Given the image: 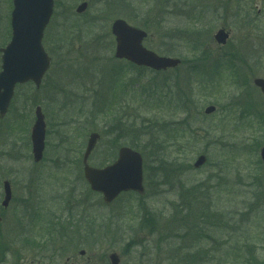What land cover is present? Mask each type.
<instances>
[{
    "label": "rangeland",
    "instance_id": "1",
    "mask_svg": "<svg viewBox=\"0 0 264 264\" xmlns=\"http://www.w3.org/2000/svg\"><path fill=\"white\" fill-rule=\"evenodd\" d=\"M59 1L62 6L56 4L57 10L44 38L46 50L52 57L50 71L41 88L33 84L34 90L27 86L17 89V99L6 116L0 118V264H65L68 256L71 262L75 259L74 264H111L109 254L112 252L118 253L120 264H184L182 257L187 252L178 249V239L171 247L159 251L154 243L157 233L136 227L137 236L146 247L130 244L131 241L126 240L130 236L126 224L122 230L125 238L115 241L109 234L100 235L102 230H94L88 242H79L77 238L58 242L57 248L70 249V252L56 263L54 257L46 254L30 250L16 253L23 249L24 225L21 224L26 216H23L25 207L20 204L22 198H29L40 207L52 205L53 208L67 198L83 201L91 208L93 216L100 219L120 210L127 214V222L135 212L139 219L151 218L154 214L158 223L169 225V235L173 236L181 226L177 222L179 216L187 210L178 206V179L170 176L164 183L163 175L156 174L153 157L144 161L146 194L139 197L127 192L111 205L104 204L102 195L91 191L84 177L82 157L92 131L100 132L101 139L89 162L103 167L116 159L122 145L137 144L143 153L141 146L147 141L142 132L126 134L123 127L134 124L139 128L152 120L155 125L166 122L180 126L176 123L187 117L191 122H205V125L213 121L226 132L224 145L212 140L200 142V139L185 158L189 167L180 173L186 189L206 184L205 178L211 173L219 174L210 182L214 201L209 209L225 213L228 223L223 227L232 235L213 236L199 246L209 252L210 264H235L234 256L239 252L244 256L256 254L262 260L260 264H264V164L260 159V148L264 144V100L253 84L255 77L264 78V0H171L165 8L149 1L145 9L142 4L137 10L134 6L115 4L106 8L105 32L110 30L113 20L123 18L148 32L144 40L148 49L183 60L179 67L160 73L135 70L125 60L117 59L112 35H105L106 47L84 44L83 40H90L87 33L77 34L68 29L72 24H83L85 17L75 21L70 17L65 21V15L75 13L73 6H77L79 0H57L56 3ZM92 1L94 7L87 14H92L93 9H103L95 4L96 0ZM11 12L12 1L0 0V47L10 40ZM158 19L161 23L154 25ZM221 28L230 32L223 46L214 40V34ZM187 29L202 33L190 39L184 34ZM76 35L81 36V40ZM195 39H200L201 48L192 49L194 44L198 45ZM60 41L68 45L60 47ZM185 58L190 59L186 62ZM220 64L223 66L214 80L206 74L204 77L199 72L194 74L199 67L206 73ZM119 76L125 77L117 81ZM155 84L160 94L156 93V99H147L144 91ZM100 88L101 92L108 93L105 94L110 106L105 110H110L107 119L100 112L102 104L97 93ZM112 96L117 97L112 99ZM37 105L42 106L47 122L46 149L40 162L33 159L31 143ZM209 105H215L217 110L204 119V110ZM117 125L122 133L113 129ZM105 129H109L108 134ZM202 153L208 156V163L195 169L193 163ZM5 180H10L15 189V200L6 210L2 207ZM203 206L204 203L201 208ZM131 207L134 208L132 213L129 212ZM193 217H188L187 221H193ZM138 221L133 224L139 225ZM82 249L86 250L84 256L79 255ZM242 257L237 264H245Z\"/></svg>",
    "mask_w": 264,
    "mask_h": 264
},
{
    "label": "water",
    "instance_id": "2",
    "mask_svg": "<svg viewBox=\"0 0 264 264\" xmlns=\"http://www.w3.org/2000/svg\"><path fill=\"white\" fill-rule=\"evenodd\" d=\"M54 0H14L12 12V39L5 48H0L2 55V70L0 71V117L7 113L11 100L15 95L17 84L34 82L40 87L42 79L50 67L51 57L43 45L44 30L53 14ZM88 7L82 3L77 11L84 12ZM112 33L116 38L115 56L127 59L130 62L155 70L174 68L181 63L179 58L161 56L147 49L143 40L147 32L128 24L123 19H117L112 26ZM229 37L225 29L215 34L220 44H225ZM264 96V78H255ZM216 107L210 105L206 114H211ZM36 120L32 126L31 141L33 158L40 162L44 156L46 141V121L42 107L35 109ZM100 134L92 132L89 136L86 151L83 156L84 173L91 189L103 194L107 204L113 202L122 192L136 191L144 193L143 156L140 152L128 146L119 149L117 160L104 167L96 168L89 164V157L94 150ZM261 158L264 162V146L261 149ZM207 161L206 155H199L194 163L200 168ZM5 198L3 205L7 207L12 198L10 181L4 182ZM112 264H119L120 257L116 253L110 254Z\"/></svg>",
    "mask_w": 264,
    "mask_h": 264
},
{
    "label": "trees",
    "instance_id": "3",
    "mask_svg": "<svg viewBox=\"0 0 264 264\" xmlns=\"http://www.w3.org/2000/svg\"><path fill=\"white\" fill-rule=\"evenodd\" d=\"M148 11V10H147ZM146 22V21H145ZM157 23H161V21L154 22L153 24L156 25ZM202 33L199 30H186L185 35L187 38H197L192 37L196 36ZM97 39V38H96ZM197 42L199 40L195 39ZM190 43V42H189ZM199 45V43H198ZM192 46V49H199L201 48L200 45ZM190 58H185L184 61L187 62V60ZM195 60V58H194ZM130 65V64H129ZM132 66V65H130ZM200 68V67H199ZM198 68V69H199ZM195 72V71H194ZM30 87L31 90L33 88L32 83H28L25 85H20V90L24 87ZM157 85L151 86L147 91H144L146 94V98L152 99L154 98L156 93H159V91H156ZM18 88V89H19ZM155 88V89H153ZM170 89V87H169ZM98 96L101 98V114L104 116V118L107 119L109 111L108 110L109 104H108V98L106 95L108 93L101 92V90L97 91ZM106 94V95H105ZM18 92L16 93L15 99H17ZM167 96V95H166ZM172 98V97H171ZM14 99V100H15ZM174 99V97H173ZM170 102L172 100L170 99ZM181 104V103H180ZM204 119H206V115H204ZM203 119V120H204ZM152 120V119H151ZM150 120V121H151ZM120 121V119H119ZM201 121V120H200ZM205 121V120H204ZM118 122V120H117ZM205 122H191L189 121V118H185L179 123H176L180 126H174L171 123L163 122L161 125H155V121L152 120L151 122H148V125L142 123V125L139 128H135L134 124L127 125L126 127H123L124 132L126 134L129 133H136L137 131L142 132V136L146 138L147 143L143 144L141 146L142 148V154L144 155V158L151 159L153 157L154 161L156 162V174H162L164 177V183L165 181H169V177L172 176L176 181L178 179V183L180 186L179 192V201L180 203L178 206L184 208L187 210V213H185V210H182L183 215L179 216V221H177L181 226L176 229L175 234L172 236L169 235L171 230L169 229L168 224H161L158 223L156 220V215H152L151 218H148V216H143V218L137 223L139 225L135 226L133 224L137 219L133 220H126V214L123 212L119 213V216L114 219L111 217L109 221H105L100 225V229L104 230L103 235H110L114 241L120 238H125V233L122 231L124 228V224L127 225L128 233H130L129 238L126 240L131 241V243H139L140 245L143 244L144 247L145 243H143V239L139 240L138 233L139 230L136 227H139V229H148L150 233L156 232L158 235V239L154 242L158 249H164L171 247V244L173 245V242L175 239H178L180 241V244L178 246V249H186L189 251H186L187 253L183 255V260L185 261L184 264H210L212 263V258L209 256V252L205 250L202 246H199V243L202 240H207L209 238L219 237L218 234L222 233L218 231L220 226L226 225L227 222L223 221V218H225V214L222 212L217 211H211L210 204L214 201L213 199V192L212 188L213 186L210 183L215 176H218L219 174H213L211 173L209 176L205 178L206 184L203 185H193L189 189L185 187V183L182 181V177L180 180V173L185 172L184 169L189 167V163L186 162V156L189 149L194 151L196 148L199 140L200 142H203L204 140H212V142H220L223 145L224 139H225V131L224 128H218L219 124H215L213 121L209 122L208 124H203ZM154 124V125H152ZM192 125H195V128H193ZM117 127H114V130L118 129ZM112 129V128H111ZM107 134L109 133V129L104 130ZM118 132L122 133V129H118ZM139 135V134H135ZM136 137V136H135ZM194 141H191V140ZM120 140V139H117ZM259 141V140H257ZM258 144V142H257ZM134 148L138 149L137 144H130ZM147 175V173H146ZM149 182V180L147 181ZM257 193V192H255ZM259 194V193H257ZM201 195V196H200ZM258 198H262L259 196ZM197 201H200V207H197ZM202 203H204L203 211L201 208ZM193 204H195V208L193 207ZM199 209V210H198ZM200 214H199V213ZM198 213V215H196ZM190 216H194V220L191 222L187 221V218ZM150 221L152 223L150 224ZM95 225V223H94ZM148 225V226H147ZM172 233V232H171ZM230 237L232 234L227 233ZM191 237H187V236ZM223 235V234H221ZM220 235V236H221ZM229 239V238H228ZM24 245H27L28 243L32 244V240L25 239L22 241ZM130 244H127V246ZM29 245V244H28ZM3 253V251H1ZM243 256V257H242ZM245 259V264H260L262 263L261 258H259L256 254H249V256H244L241 252L236 256H234L235 264H237V260ZM171 260V259H169Z\"/></svg>",
    "mask_w": 264,
    "mask_h": 264
},
{
    "label": "flooded vegetation",
    "instance_id": "4",
    "mask_svg": "<svg viewBox=\"0 0 264 264\" xmlns=\"http://www.w3.org/2000/svg\"><path fill=\"white\" fill-rule=\"evenodd\" d=\"M12 1V9H13V0ZM54 4V11L52 18L55 15L56 4L57 6H62V3L59 1ZM86 2L88 4L87 11L83 13H78L77 9L81 3ZM136 2V3H135ZM171 0H161L162 5L168 6L170 5ZM79 4H74L73 11L75 12L72 15H65V21H67L70 17L72 21L77 20L80 17H85V21L83 24H72L69 27V31L75 32L77 34L87 33L86 37L90 40L84 41V44L92 45L95 47H106L108 43L104 42L106 38V34L110 35L111 26H109L110 30L106 31V25L104 24L103 17L105 16L104 10L110 8V5L115 4V6H134L137 10V6L143 4L142 0H96L95 4H100L103 9H93L92 14H87L94 7V2L92 0H79ZM136 4V7H135ZM52 20V19H51ZM87 22V24H86ZM102 23V24H99ZM63 26V24H61ZM67 27V26H64ZM97 32V33H94ZM61 32H58L59 38L61 39ZM96 34V35H93ZM104 34V35H103ZM46 35V31H45ZM44 35V38H45ZM79 40H81V36L76 35ZM97 38V39H96ZM60 47L67 46V43H62L60 41ZM81 46V45H80ZM45 79V78H44ZM44 81V80H43ZM11 182V181H10ZM12 184V182H11ZM15 200V189L12 184V198L9 206ZM25 207V211L23 216H26L24 223L23 231L24 234L22 236L23 240L28 239L32 240V244L28 243L27 245L23 244V249H21L16 254H20V252H26L30 250L32 253H38L39 255H49L50 257L58 260L60 257L64 256L66 253L70 252V249H66L63 247L57 248L58 242H63L65 240L70 241L74 238H77L79 242H88L89 238L94 234L93 223L95 218L91 211V208L87 203L83 201H70L68 198L66 201H62L57 203L55 207L53 206H45L40 207L36 202H32L29 198H22L20 201ZM9 206L6 209L9 208ZM23 207V208H24ZM54 209V210H53ZM20 220V219H19ZM0 221H2V217H0ZM20 224V223H17ZM72 250V249H71ZM86 254V250L82 249L79 251V255L84 256ZM70 256L67 257L65 264H74L75 259L71 262Z\"/></svg>",
    "mask_w": 264,
    "mask_h": 264
}]
</instances>
